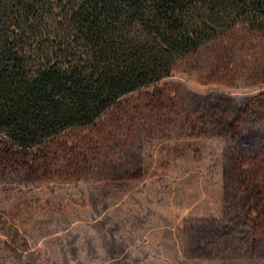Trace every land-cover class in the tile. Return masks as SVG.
<instances>
[{
    "label": "rangeland",
    "instance_id": "374dc122",
    "mask_svg": "<svg viewBox=\"0 0 264 264\" xmlns=\"http://www.w3.org/2000/svg\"><path fill=\"white\" fill-rule=\"evenodd\" d=\"M0 264H264V31L42 146L0 135Z\"/></svg>",
    "mask_w": 264,
    "mask_h": 264
},
{
    "label": "trees",
    "instance_id": "16d2710c",
    "mask_svg": "<svg viewBox=\"0 0 264 264\" xmlns=\"http://www.w3.org/2000/svg\"><path fill=\"white\" fill-rule=\"evenodd\" d=\"M264 0H0V135L22 149L92 124Z\"/></svg>",
    "mask_w": 264,
    "mask_h": 264
}]
</instances>
